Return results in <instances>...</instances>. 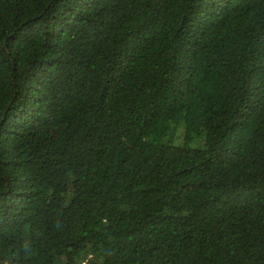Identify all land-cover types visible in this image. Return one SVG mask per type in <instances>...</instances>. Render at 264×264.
<instances>
[{
	"label": "trees",
	"instance_id": "obj_1",
	"mask_svg": "<svg viewBox=\"0 0 264 264\" xmlns=\"http://www.w3.org/2000/svg\"><path fill=\"white\" fill-rule=\"evenodd\" d=\"M0 264H264V0H0Z\"/></svg>",
	"mask_w": 264,
	"mask_h": 264
},
{
	"label": "clouds",
	"instance_id": "obj_2",
	"mask_svg": "<svg viewBox=\"0 0 264 264\" xmlns=\"http://www.w3.org/2000/svg\"><path fill=\"white\" fill-rule=\"evenodd\" d=\"M222 2H228V0H222Z\"/></svg>",
	"mask_w": 264,
	"mask_h": 264
}]
</instances>
